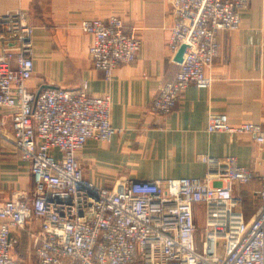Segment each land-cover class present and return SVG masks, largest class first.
Wrapping results in <instances>:
<instances>
[{"label":"built area","instance_id":"obj_1","mask_svg":"<svg viewBox=\"0 0 264 264\" xmlns=\"http://www.w3.org/2000/svg\"><path fill=\"white\" fill-rule=\"evenodd\" d=\"M168 51L178 70L162 84L152 111L169 115L189 86L210 89L208 70L219 53L218 35L237 31L249 0H172ZM89 55L107 82L121 64L135 61L139 38L117 16L83 20ZM33 28L17 11L0 18V110L8 111L10 142L28 162L30 193L0 202V264H22L14 254L27 232L37 264H264V176L235 157H205L203 178L120 180L101 187L85 177L78 153L90 141L109 143L111 97L78 88H30ZM185 47L181 62L175 57ZM206 132L250 134L264 145L258 123L232 125L210 113ZM259 181L258 208L250 218L234 187ZM201 220V222H200Z\"/></svg>","mask_w":264,"mask_h":264},{"label":"crops","instance_id":"obj_2","mask_svg":"<svg viewBox=\"0 0 264 264\" xmlns=\"http://www.w3.org/2000/svg\"><path fill=\"white\" fill-rule=\"evenodd\" d=\"M171 1L0 0V18L21 10L34 30L30 88H78L87 82L92 95L111 97V123L116 134L106 144L90 141L78 153L86 177L98 186L117 179L203 178L207 173L205 157L232 156L240 166L264 176V145L257 144L252 135L206 132L210 113L227 115L232 125L258 123L264 130V0H249L239 30L219 33V53L208 70L212 87L189 86L174 110L159 116L151 109L153 99L178 70L168 51ZM112 16L121 18L125 30L139 38L140 49L135 61L121 64L107 82L93 67L91 37L80 24ZM0 114L8 137L9 112L0 110ZM107 161L114 164L110 175L100 176L91 167ZM240 187H234L240 197V192L248 196L257 187V209L259 181ZM32 189L29 163L20 159L10 142L0 138V202ZM16 234L22 240L14 254L24 264L31 238L27 232ZM34 259L37 264L35 255Z\"/></svg>","mask_w":264,"mask_h":264},{"label":"rangeland","instance_id":"obj_3","mask_svg":"<svg viewBox=\"0 0 264 264\" xmlns=\"http://www.w3.org/2000/svg\"><path fill=\"white\" fill-rule=\"evenodd\" d=\"M106 144V143H105ZM82 166V165H81ZM93 168V170H95L96 174H101L102 175H110L113 171H114V164L107 161V162H101L100 165L97 166H91ZM118 173V172H117ZM85 174V172H84ZM86 177V175H85ZM88 180L92 181L90 178L86 177ZM102 181H105L104 179H102ZM119 179L111 181V183L105 184L104 187H112L113 185H115L116 182H118ZM93 182V181H92ZM255 181L247 184V185H243V187L248 186L252 183H254ZM100 185V184H99ZM241 188V187H240ZM257 188V187H256ZM255 188V189H256ZM255 189H252L249 193V195L247 196V194L242 195V193L240 192L239 194L242 197L243 200V207L245 209V214L247 215V218H250L251 215L254 213V211L256 210L257 207V201H256V192ZM254 191V192H253ZM201 222V220H200ZM32 242L30 241L29 244L31 246V250L28 252H26L25 256H24V264H35V259H34V252L32 250ZM23 247V246H22ZM25 247V246H24ZM23 247V248H24Z\"/></svg>","mask_w":264,"mask_h":264},{"label":"water","instance_id":"obj_4","mask_svg":"<svg viewBox=\"0 0 264 264\" xmlns=\"http://www.w3.org/2000/svg\"><path fill=\"white\" fill-rule=\"evenodd\" d=\"M184 49H185V47H182L180 49V51L178 52V54L176 55V57H175V61L176 62H181V60H182V54H183Z\"/></svg>","mask_w":264,"mask_h":264}]
</instances>
